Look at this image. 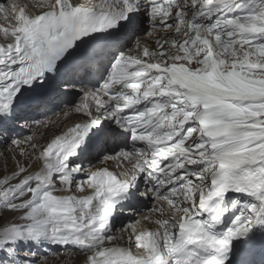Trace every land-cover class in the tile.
<instances>
[{
    "label": "snow or ice",
    "instance_id": "snow-or-ice-1",
    "mask_svg": "<svg viewBox=\"0 0 264 264\" xmlns=\"http://www.w3.org/2000/svg\"><path fill=\"white\" fill-rule=\"evenodd\" d=\"M60 104L58 134L11 140L28 160L0 178V264L52 245L82 264H244L264 238V0L0 2V132ZM149 198L113 243L118 211Z\"/></svg>",
    "mask_w": 264,
    "mask_h": 264
},
{
    "label": "bare ground",
    "instance_id": "bare-ground-1",
    "mask_svg": "<svg viewBox=\"0 0 264 264\" xmlns=\"http://www.w3.org/2000/svg\"><path fill=\"white\" fill-rule=\"evenodd\" d=\"M67 110V106H64V108L62 109L61 112L54 114V115H49L45 118L42 124H38V125H34V124H28L27 126H22V131H25V134L20 137L17 138L18 140H24L25 137H29V134H31V136H36L39 138L41 143L46 142L47 140H49L54 134H58L60 131L63 130L64 125L65 124H70L72 122V120L75 117H64L63 113ZM56 113V112H55ZM46 125V126H45ZM8 132H5V135H1L0 138L2 139H7L8 138ZM6 145V146H5ZM2 146H5L4 149H10V151H3V153L0 155V178H2L4 175L10 174L13 170L14 167L13 166H8L5 167V161H7V159H12L13 156L14 157H18L21 162V164L23 165L25 163V161L28 160V157H20L19 156V149H14L12 144H11V140L9 142H6L2 145H0V148ZM30 151V150H29ZM11 161V160H10ZM12 162V161H11ZM15 166V163L12 162ZM102 166L101 161L99 159V161H97L95 163V167H99ZM111 167V165H109ZM6 169L7 171L3 174V169ZM89 168H91V166H89ZM75 190V188L73 189V191ZM142 203L147 204V199L143 200ZM147 207H153V204L150 202L149 204H147ZM150 211H146L144 210L142 213H140L138 215V217L136 219L133 220V222L130 224L134 225L136 221L142 220V218L144 216L149 215ZM9 216L11 214H8ZM125 228H129V225L127 224H122L119 229L117 231H113L112 233L114 234V237L116 238L114 240L113 243H119L121 246L127 247V236L130 234L129 232L128 235L126 234L125 231H123V229ZM124 237V239H121V237ZM49 247V254H54V253H61L63 255H69V254H74V256L76 257L77 255L82 256L83 254L81 253H77L74 252L72 249L69 248H65V247H60L61 250H58V246L52 245V246H48ZM46 251V250H45ZM84 256V255H83ZM82 256V257H83ZM67 262H69L70 264H79V259L74 260V258H70L69 256L66 257Z\"/></svg>",
    "mask_w": 264,
    "mask_h": 264
},
{
    "label": "rangeland",
    "instance_id": "rangeland-1",
    "mask_svg": "<svg viewBox=\"0 0 264 264\" xmlns=\"http://www.w3.org/2000/svg\"><path fill=\"white\" fill-rule=\"evenodd\" d=\"M3 2H5V0H2ZM62 110H59L57 111L56 113L54 114H57L59 112H61ZM52 114V115H54ZM29 136H31V134H29ZM26 138V137H25ZM6 146V145H5ZM5 146H2L0 148V155L3 153V151H10V149H4ZM19 158L18 157H14L12 159H10L12 162L16 163V161L18 160ZM9 159H7V164L8 166H13L14 167V164L10 161ZM3 171V174L7 171L5 168L2 170ZM46 257H47V261H46V264H70L69 262H67V258L66 257H72L74 258V260H77L79 259V264H82L83 260H84V256H80V255H77L76 257L74 256V254H69V255H63L61 253H54V254H49V252L45 253L44 254ZM77 258V259H76Z\"/></svg>",
    "mask_w": 264,
    "mask_h": 264
}]
</instances>
